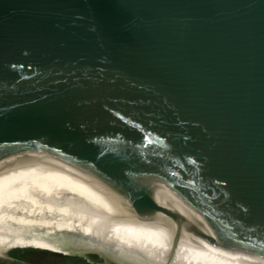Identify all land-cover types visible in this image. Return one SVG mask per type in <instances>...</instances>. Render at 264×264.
<instances>
[{
  "label": "water",
  "instance_id": "obj_1",
  "mask_svg": "<svg viewBox=\"0 0 264 264\" xmlns=\"http://www.w3.org/2000/svg\"><path fill=\"white\" fill-rule=\"evenodd\" d=\"M1 190L208 240L47 232L99 264H264V0H0Z\"/></svg>",
  "mask_w": 264,
  "mask_h": 264
},
{
  "label": "bare ground",
  "instance_id": "obj_2",
  "mask_svg": "<svg viewBox=\"0 0 264 264\" xmlns=\"http://www.w3.org/2000/svg\"><path fill=\"white\" fill-rule=\"evenodd\" d=\"M51 230L106 235L135 247H160L168 241L177 240L198 248L208 241L185 230H178L174 222L122 217L84 203L15 190L0 191L1 249L5 246H59L81 255L91 252L55 241L47 233ZM104 259L101 264H136Z\"/></svg>",
  "mask_w": 264,
  "mask_h": 264
},
{
  "label": "rangeland",
  "instance_id": "obj_3",
  "mask_svg": "<svg viewBox=\"0 0 264 264\" xmlns=\"http://www.w3.org/2000/svg\"><path fill=\"white\" fill-rule=\"evenodd\" d=\"M84 257L80 254L62 253L59 246L0 248V264H99Z\"/></svg>",
  "mask_w": 264,
  "mask_h": 264
},
{
  "label": "flooded vegetation",
  "instance_id": "obj_4",
  "mask_svg": "<svg viewBox=\"0 0 264 264\" xmlns=\"http://www.w3.org/2000/svg\"><path fill=\"white\" fill-rule=\"evenodd\" d=\"M71 251H72V249H71ZM68 248H60V252H64V253H66V254H73V255H77V254H79V253H74V252H71ZM81 255V254H80ZM83 256V255H82ZM85 259H87L88 260V258L87 257H84ZM101 264V263H100Z\"/></svg>",
  "mask_w": 264,
  "mask_h": 264
}]
</instances>
